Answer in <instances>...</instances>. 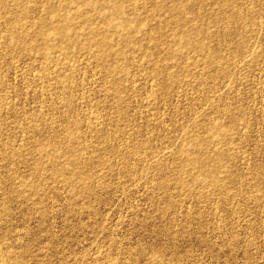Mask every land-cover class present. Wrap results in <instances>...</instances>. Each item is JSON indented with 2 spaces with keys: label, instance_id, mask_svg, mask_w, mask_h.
<instances>
[{
  "label": "rangeland",
  "instance_id": "rangeland-1",
  "mask_svg": "<svg viewBox=\"0 0 264 264\" xmlns=\"http://www.w3.org/2000/svg\"><path fill=\"white\" fill-rule=\"evenodd\" d=\"M87 1L0 0V264H264V0Z\"/></svg>",
  "mask_w": 264,
  "mask_h": 264
},
{
  "label": "bare ground",
  "instance_id": "bare-ground-1",
  "mask_svg": "<svg viewBox=\"0 0 264 264\" xmlns=\"http://www.w3.org/2000/svg\"><path fill=\"white\" fill-rule=\"evenodd\" d=\"M91 1H93V0H88L87 2L91 3ZM111 1H112V0H111ZM114 1H115V0H114ZM116 1H118V0H116ZM116 1H115V3H117V4L119 3V4H120V0H119L118 2H116ZM153 1H154V0H153ZM156 1H157V0H156ZM171 1H172V0H171ZM183 1H184V0H183ZM186 1H187V0H186ZM132 2H133V1H132ZM154 2H155V1H154ZM154 2H153V3H154ZM191 2H193V1H191ZM198 2H199V1H198ZM122 3H123V1L121 2V4H122ZM144 3H145V2H144ZM148 3H149V1H148ZM180 3H182V2L180 1V2L178 3L179 6L176 5V4H174V6H177V7H178V10H177V11H179ZM186 3H187V2H186ZM195 3H196V1H195ZM195 3H194V4H195ZM109 4H110V3H109ZM121 4H120V5H121ZM125 4H126V3H125ZM142 4H143V3H142ZM142 4H141V5H142ZM156 4H157V3H156ZM164 4H165V3H164ZM182 4H184V3H182ZM182 4H181V5H182ZM120 5H116V6H115L116 8H115L114 11L119 12L120 7H121V8H124L125 11H127L125 7H122L123 4H122V6H120ZM68 6H69V5H68ZM95 6H96V5H95ZM134 6H136V5H133V7H134ZM174 6H173V7H174ZM189 6H191V5H189ZM92 7H93L92 9L95 8L94 6H92ZM105 7H107V6H104V4H103V5L101 6V9H102V8L104 9ZM111 7H112V9H113L112 2H111ZM142 7H143V6H142ZM154 7H155V6H154ZM177 7H176V9H177ZM186 7H187V6H186ZM186 7H185V9H186ZM105 9H106V8H105ZM112 9H111V10H112ZM135 9H136V7H135ZM169 9H170V8H169ZM176 9H175V10H176ZM198 9H199V8H198ZM132 10H134V8H133ZM172 10H173V9H172ZM180 10H181V9H180ZM123 11H124V10H123ZM123 11H122V12H123ZM109 12H110V11H109ZM116 12H114V14H115ZM131 12L133 13V11H131ZM86 13H87V12H86ZM119 13H120V12H119ZM174 13H175V11H174ZM17 14H18V13H17ZM101 14H102V13H101ZM104 14H105V13H103V17H104ZM127 14H128V13H127ZM130 14H131V13H130ZM144 14H145V13H144ZM172 14H173V13H172ZM184 14H185V13H184ZM81 15H83V14H81ZM119 15H120V14H119ZM154 15H157V14H154ZM182 15H183V12H182ZM232 15H234V14H232ZM71 16H72V15H71ZM83 16H84V15H83ZM83 16H82V17H83ZM115 16L117 17L118 14L115 15ZM127 16H128V15H127ZM140 16H141V15H140ZM149 16H151V15H149ZM152 16H153V15H152ZM176 16H177V15H176ZM179 16H181V13L179 14ZM194 16H195V15H194ZM235 16H236V15H235ZM120 17H121V16H120ZM85 18H86V19H85ZM91 18H93V17H91V15H86V17H83L82 19H85V20L88 22L89 20H91ZM117 18H118V17H117ZM185 18H186V17H185ZM102 19H104V18H102ZM106 19H107V18H106ZM108 19H111V17H108ZM186 19H187V21H188V18H186ZM48 20H49V19H48ZM59 20H60V19H59ZM64 20H66V19H64ZM115 20H116V18H115ZM57 21H58V20H57ZM66 21H68V20H66ZM102 21H104V20H102ZM105 21H106V20H105ZM124 21H125V19H124ZM129 21H130V20H129ZM179 21H181V20H179ZM182 21H184V20L182 19ZM182 21H181V22H182ZM185 21H186V20H185ZM185 21H184V22H185ZM214 21H215V20H214ZM64 22H65V21H64ZM64 22H62L61 24H63ZM118 22H119V21H118ZM118 22H117V23H118ZM131 22H132V21H131ZM158 22H159V20H158ZM55 23H56V22H55ZM58 23H59V21H58ZM106 23H107V21H106ZM114 23H115V22H114ZM114 23H113V24H114ZM125 23H126V22H125ZM125 23H124V24L122 23L125 27L131 25V24L128 25V24H125ZM128 23H129V22H128ZM177 23H178V21H177ZM185 23H186V22H185ZM185 23H183V24H185ZM188 23H189V22H188ZM188 23H187V24H188ZM190 23H191V20H190ZM163 25H165V24L163 23ZM171 25H172V24H171ZM185 25H186V24H185ZM62 26H63V25H62ZM64 26H65V24H64ZM64 26H63V30L65 31V29H66L65 27H66V26H65V27H64ZM115 26H116V25H114V27H115ZM124 26H123V28H124ZM112 27H113V26H112ZM112 27H111V28H112ZM136 27H138V26H136ZM60 28H61V26H60ZM60 28H59V31L62 30V29L60 30ZM106 28H107V27H106ZM181 28H182V27H181ZM198 28H199V27H198ZM205 28H206V27H205ZM114 29H115V28H114ZM114 29H113V30H114ZM124 29H125V28H124ZM136 29H137V28H136ZM136 29H133L134 31L132 30V32L135 33ZM138 29H139V27H138ZM187 29H188V28H187ZM92 30H93V28H92ZM105 30H106V29H105ZM194 30H195V29H194ZM205 30H206V29H204V33H205V32L207 33L208 31H207V30L205 31ZM59 31H58V33L56 32L58 35H59ZM64 31H63V32H64ZM67 31H68V30H66V33H67ZM90 31H91V30H90ZM126 31H128V30L126 29ZM137 31H138V30H137ZM140 31H141V30H140ZM195 31H196V30H195ZM212 31H213V30H212ZM95 32H96V36H97L98 31H95ZM184 32H185V31H184ZM213 32H214V31H213ZM60 33H61V32H60ZM93 33H94V32L92 31V34H93ZM100 33H101V31H100ZM144 33H145V32H144ZM144 33H142V34L144 35ZM182 33H183V32H182ZM63 34H64V33H63ZM63 34H62V35H63ZM90 34H91V33H90ZM136 34H137V32H136ZM153 34H154V33H153ZM195 34L197 35L196 32H195ZM98 35H99V34H98ZM148 35H149V34H148ZM151 35H152V34H151ZM186 35H187V34H186ZM186 35H185V36H186ZM192 35H193V33H192ZM202 35H203V34H202ZM207 35H209V34H207ZM207 35L205 34V37H206ZM210 35H211V34H210ZM152 36H153V35H152ZM152 36H150V37L152 38ZM57 37H58V36H57ZM60 37H61V35H60ZM60 37H59V38H60ZM64 37H65V35H64ZM64 37H63V38H64ZM69 37H70V36H69ZM188 37H189V36H188ZM148 38H149V37H148ZM201 38H202V36H201ZM47 39H48V38H47ZM47 39H45V40L48 41ZM61 39H62V37H61ZM153 39H154V38H153ZM176 39H179V38L176 37ZM190 39H191V38H190ZM197 39H198V37H197ZM197 39H196V40H197ZM194 40H195V37H194ZM178 41H179V40H177V42H178ZM182 41H183V40H182ZM185 41H186V40H185ZM198 41H200V40H198ZM201 41H202V40H201ZM209 41H210V40H209ZM48 42H49V41H48ZM189 43H191L190 40H189ZM46 44H47V42H46ZM109 44H110V42H109ZM174 44H175V43H174ZM178 44H179V43H178ZM191 44H192V43H191ZM193 44H195V42H194ZM196 44H197V43H196ZM185 45L188 46L187 44H185ZM99 46L102 48V50H103L105 53H110V52L113 51V49H112L111 47H109V46L107 45L106 42L99 43ZM181 46H182V45H181ZM186 46H183V48L186 47ZM197 46H198V45H197ZM170 47H172V46L170 45ZM194 47H195V46H194ZM175 48H176V47H175ZM144 49H146V48H144ZM168 49H169V48L167 47V53H166L167 55H168V51L170 52V50H168ZM170 49H171V48H170ZM193 49H194V48H193ZM196 49H197V48H196ZM199 49H200V47H199ZM197 50H198V49H197ZM178 51H179V49H178ZM173 52H174V49H173ZM175 52H176V51H175ZM171 53H172V52H171ZM173 55H174V53L171 54V57H172ZM175 55H176V54H175ZM171 57H170V58H171ZM200 167H201V166H200Z\"/></svg>",
  "mask_w": 264,
  "mask_h": 264
}]
</instances>
